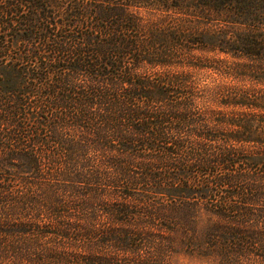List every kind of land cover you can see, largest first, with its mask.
Here are the masks:
<instances>
[{
	"label": "trees",
	"instance_id": "obj_1",
	"mask_svg": "<svg viewBox=\"0 0 264 264\" xmlns=\"http://www.w3.org/2000/svg\"><path fill=\"white\" fill-rule=\"evenodd\" d=\"M195 1L0 0V264H264V0Z\"/></svg>",
	"mask_w": 264,
	"mask_h": 264
},
{
	"label": "rangeland",
	"instance_id": "obj_2",
	"mask_svg": "<svg viewBox=\"0 0 264 264\" xmlns=\"http://www.w3.org/2000/svg\"><path fill=\"white\" fill-rule=\"evenodd\" d=\"M223 3H221L219 6V9L215 10L213 9V3L211 5L208 2L198 4V2H194L190 8V12L188 11H183V13H180V11H175L173 15L175 16H186V13L192 12V15L189 17L191 19H200L201 23H206L208 24H214L213 28L214 29H220L222 27L226 26V21L223 18H228V12H230V9H235L234 4H229L228 2L226 3L224 0H222ZM208 4L209 6L205 5ZM221 9V11H220ZM211 10V11H210ZM220 12V13H219ZM229 19V18H228ZM238 27V26H237ZM199 47V46H196ZM216 59H224L228 64H232L233 62H236L237 60L229 55L222 54L219 51L218 52H206V51H200V50H195L193 52V60L194 62L197 63H202L206 61H214ZM200 77L202 79H206L207 81H210L212 78V75H210V71L208 70H202L200 71ZM245 83V81H243ZM249 84V81L247 82ZM181 264H189V261L185 258L182 259Z\"/></svg>",
	"mask_w": 264,
	"mask_h": 264
}]
</instances>
